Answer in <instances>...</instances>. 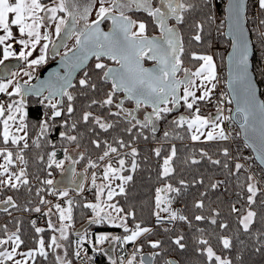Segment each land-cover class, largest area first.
Segmentation results:
<instances>
[{"label":"snow or ice","instance_id":"snow-or-ice-1","mask_svg":"<svg viewBox=\"0 0 264 264\" xmlns=\"http://www.w3.org/2000/svg\"><path fill=\"white\" fill-rule=\"evenodd\" d=\"M97 2L99 7L96 8ZM258 5L256 19L252 20L255 31L260 42L259 63L253 64L257 57L256 47L249 39V32L245 24L249 21L247 12L249 10L248 0H227L224 19L228 24L227 35L231 37L232 52L228 59L230 63V77L228 87L232 92V98L225 93L223 100L216 104L215 114L203 115L201 104L211 100L214 90L219 82L217 75V65L212 54L190 51L188 59L198 62L194 70L185 66V37L182 29L186 28L190 33V42L197 44L204 43L208 35V29L214 25L219 18L215 10L216 0H0V65L10 58L23 61V69L16 72H9L5 78L0 75V94L7 97V100H0V188H11L19 191L21 187H27L32 191L27 172V150L43 149L51 142L50 135L58 129L59 137L69 144H76L79 148L81 133L78 126L83 124L88 130L97 136L91 143L100 149L103 144L102 155L98 157L100 162H105L102 168L101 183H97V173L91 174V188L94 190V199L89 202H79L70 198V191H75L83 198L84 181L87 180V172L77 174L72 167L85 159V153L78 154V159L69 154L67 147L63 148L64 159L58 160L56 145L51 143V151L47 152V168L64 169L65 160H71L70 170L73 174V188L63 189L57 186L53 179L41 181L44 188L36 189V195L47 192L49 195L64 200V204L52 203V201L40 196L39 205L52 206L43 215L48 217L47 227L53 234L46 242L43 236L39 237L37 247L26 252H18L24 241L19 235V229L0 239V264H29L36 256L48 258L50 252L54 256L55 264H73V259H80L87 256L88 251L84 248L87 243L91 246L93 256L88 257L94 261L96 254L107 256L108 264H153V258L159 253H152L149 256L137 255L142 252V245L134 249L133 254L125 260L124 257H113L109 255L112 250L111 244L108 249L102 246L109 241H115L123 245L135 244L137 240L153 230L135 223L134 227H129L128 220L131 217L135 220V212L125 211V207L115 200L118 196L127 197V185L133 181V175H125L129 171L125 167L126 157H131L130 171L137 170L136 157L140 155L135 142L148 140L145 130H149L153 137L158 131L157 123L166 120L173 113L184 108L188 113H180L173 116L170 125L174 129H183L188 138L193 142L204 141H229L233 139L231 133L223 126L225 121H235L234 116H225V109L222 107L224 101L232 102L236 100V112L242 117L240 128L246 143V147L253 149L257 154V159L264 165V100L257 98V84L264 81L257 80V71L260 76H264V0H255ZM96 11V19L90 21L92 11ZM146 14L147 19L133 18L129 13ZM105 21H111V28L103 30L101 25ZM83 22V23H81ZM150 26L158 29L159 35H149ZM222 27V25H217ZM53 37L56 39L54 40ZM75 39L72 47H68L67 41ZM56 41H59L57 43ZM19 45V50L17 49ZM51 45L54 54L59 55V49L65 51L61 57L62 62L68 68L64 76L54 74V79L42 81L39 86L32 85L29 81L33 78L34 69L46 63L49 46ZM39 49V55L33 58V54ZM95 58L94 69L99 74L102 83L111 82L109 90L105 92L101 100L92 99L88 105H98L100 108L108 110L107 117L97 115L91 110H83L79 118L74 117L77 111L74 101L76 95L70 89L76 87L73 83V73L83 68L87 62ZM154 61L153 67H145V61ZM105 61L114 62L115 66H110ZM19 67V66H18ZM182 74V75H181ZM21 77H28V80L21 82ZM78 85L85 94L89 91L95 92L98 84L84 72L83 78L78 80ZM47 92V95L44 93ZM199 93V95H198ZM119 94H123L120 98ZM36 96L34 102L37 107L43 106V111L35 120L30 119L29 96ZM134 101V107L125 106V101ZM116 110L113 111L112 109ZM142 108H150L142 117L139 115ZM230 111V110H229ZM111 118V119H109ZM121 124L123 131L131 137L130 141L121 138H113L116 146L101 140L96 129L107 133L114 130ZM30 133L32 134L30 136ZM75 133V134H72ZM173 133L165 131L163 138L169 139ZM34 137V138H33ZM175 138L184 139V136L175 133ZM31 140V143L29 142ZM129 149L124 156H119L121 149ZM156 157L161 156V148L154 150ZM177 147L170 146L168 154L163 157L162 170L159 176L165 180L162 187L156 189L155 210L158 225H163L167 221H185L191 226L188 216L173 208L176 197L182 193V187H174L167 180L176 172L174 161L177 158ZM221 154L226 159H213L209 153L200 150V158L185 160V163L199 164L201 160L207 159L212 165L220 166L227 170L230 175L239 174L244 168V164L235 162L230 167V161L237 160L233 157L227 147H223ZM113 154H117L116 166L111 162ZM36 159L45 161V155L38 151ZM88 168L96 169L99 165L91 159L87 162ZM17 170H13V168ZM51 176L52 173L48 172ZM81 181L77 182V176ZM119 181V183H115ZM179 185L187 187V182L183 179L178 181ZM193 183L203 185L204 179L194 180ZM224 181L211 183L212 189L219 188ZM246 203L248 205L244 214L238 216V222L242 226L244 233L252 230L257 222L258 212L253 205H257V196H264V188L259 186L254 174H249L246 178ZM206 195V193H202ZM5 205L18 207L12 196H8ZM41 206L28 209L41 213ZM259 216L264 223V199L259 201ZM74 207H82L92 213L88 220L89 225H111L122 228L125 235H111L109 233L96 234L94 239L90 238L85 231L75 230V247L72 249L69 258V247L73 241L74 228ZM194 207L199 210L205 209V202L200 199L195 202ZM55 209V212H53ZM7 207L4 211H7ZM232 212L239 213L235 205H232ZM167 213V215H162ZM56 216V222L52 216ZM220 216L218 210L213 209L210 215H195V221H207L213 226L218 224L217 217ZM35 225V221L32 222ZM221 229H227V222H220ZM5 226V231H6ZM45 228L35 227L36 233H44ZM165 231L169 229L165 228ZM200 233L204 229H197ZM183 235L177 236L175 245L180 249L186 247L183 242ZM234 237L228 235L219 236V242L225 250L233 248ZM258 242L264 241V231L256 233ZM11 243L9 250L6 245ZM197 243L201 245L198 251L206 256L207 264H233V260L218 252L210 244L209 239L199 238ZM243 243V241H241ZM153 249L160 248V241H151ZM264 247V243L261 244ZM257 247V252L261 251ZM20 255L22 259H15ZM166 264H176L169 260Z\"/></svg>","mask_w":264,"mask_h":264},{"label":"trees","instance_id":"trees-1","mask_svg":"<svg viewBox=\"0 0 264 264\" xmlns=\"http://www.w3.org/2000/svg\"><path fill=\"white\" fill-rule=\"evenodd\" d=\"M248 5L250 8V0H248ZM224 22H222V27H217V25L214 24L210 29H208V35L204 43L197 44L194 41L189 43L187 42L185 64L190 65V68L194 70L198 62L190 61L188 59V54L190 51H196L212 54L216 61L217 68L226 66V53L231 41L226 36H224ZM248 25L251 29L250 35L252 36L253 43L257 51V57L253 60V64L255 65L259 63L260 42L258 40L255 31V25L252 23V20L248 21ZM190 35L191 33L189 32L187 37ZM50 59L51 58L48 56L46 63L41 64L37 70L40 71L41 68L46 67ZM89 75L92 76L93 80L98 84V88L95 92L89 91L85 94L84 90H82L77 83L78 80L81 79L80 74L73 82L76 87L70 89V91L76 95L74 105L77 111L74 113V117L78 119L83 110H91L97 115H102L108 118V110L106 108H100L98 105H92L91 109H88V105L92 99H103L105 92L109 90L111 83L100 82L99 74L95 69L94 72H89ZM257 80L264 81V76H260L259 71H257ZM259 87L261 88V94L264 98V82H260ZM44 94L47 95L46 92ZM119 95L121 97L122 94ZM26 99L29 101L30 119L35 120L44 110L43 106L37 107L35 105L34 102L38 99V97L34 95L29 96ZM130 103L131 101L126 100L125 106L130 107ZM203 104L204 103H202L201 106ZM112 110L115 111L116 109L113 108ZM182 111H185V109L183 108ZM209 113L210 111L205 112L206 115ZM185 114L187 115L188 113L185 112ZM175 115H178V112L173 113L172 116H169L166 120H161L157 123L158 131L156 132L155 137L152 136L149 130H145V135H148L149 139L143 140L141 138L135 142L134 146L138 148L140 153V155L135 158L138 165L137 170L135 173L130 171L132 158L126 157L127 163L125 167L129 169V171H126L123 174L133 175V181L127 185V197L118 196L115 198V200H118L120 204L125 207V211L132 210L135 212V220H133L131 217L128 220L129 227H134L135 223H141L144 227L152 228V221L155 217L153 215V211L155 210L156 189L162 187L165 183V180L159 176V173L162 170L163 157L168 154L170 146L175 144L178 150L177 158L174 161L176 172L167 180V182L172 183L174 187H182V193L180 196L175 198L173 206H176L179 200L183 201L184 206H182L178 211L188 216L189 221H191V226H189V224L185 221L177 220L173 226L167 225L164 227L152 228L153 231L151 233L145 234L143 237L137 240L135 244L129 243L127 245H123L113 241L115 243L112 245V250L109 252V255L113 257H124L125 260H127L130 257L129 255L131 251L142 245V252L137 255V260H139L140 255L145 252H149L150 254L159 253V255L153 258V264H166V262L171 259H175L177 264H207L206 256L202 255L198 251V249L202 246L197 243V240L203 237L209 239L210 244L214 247L218 254H222L231 258L233 260V264H264V247H261V244L264 243V241L258 242L256 239V233L259 231H264V223L261 222L259 216L260 209L258 206L259 201L264 199V196L258 195L257 205L252 206L258 212L257 222L253 225L252 230L248 233H244L242 226L238 222V216L244 214L248 207L246 203V198L248 195L246 191V178L249 174H251V172L246 167H244L240 170L239 174L230 175L227 170L220 166L212 165L207 161L206 158L201 160L199 164L185 163V160H190L193 157L196 159H201L199 155L201 149L207 151L213 159H220L223 162L226 158L222 156L220 150L223 147H227L233 157L239 158V152L241 150L239 141H236L233 144H230L226 141L216 142L204 141L202 139L201 140L203 142H193L188 138L183 129H174L170 125V121ZM123 127L124 125L121 124L114 130H109L107 133L97 128L96 133H98L101 140H107L108 143H112L113 146H116L113 138H121L126 142L131 140V137L123 131ZM61 130L62 129H58L49 137L50 142L56 145L57 157L63 160L64 147H67L69 149V154L75 158L79 153L83 152L85 153V159L79 161L76 172L83 171L84 173L87 172L88 174L90 171L94 170L97 174L102 173V162L98 160V157L102 155V149L105 146L102 144L101 148L97 149L91 143V141L96 139L97 136L91 133L87 126L80 124L78 126V130L81 133V138L79 140L80 147L78 148L76 144H69L67 141H62L60 139L59 131ZM165 131L173 133V135L167 140L163 138V133ZM175 133H179L180 135L184 136V139L181 140L175 138ZM31 135L32 134L30 133V136ZM29 142L31 143V140ZM51 143L43 149L37 150L33 148L27 150V159L29 161L27 165V172L28 179L31 182L29 185V187L32 189L31 192L27 190V187H21L19 191L11 188H0V219H4L0 227V234L2 237H4L9 233L16 232L17 229H19V235L24 241V244L20 246V248L23 250L36 248L38 246L37 241L39 237L43 236L47 242L51 235L55 234L50 229H48L47 223L41 226L42 228L46 229L44 233H36L35 227H38L39 225L29 224V217L20 213L26 208L31 209L36 206H41L39 205V200L40 196L44 197V192H41L40 196H37L36 189L47 187L42 185L41 181L44 179L55 180L59 173L62 172L60 169H56L55 167L52 169L47 168L46 153L52 150ZM157 147L161 148L160 157H156L154 155L153 150ZM71 148H77L79 150L78 153L72 155L70 153ZM38 151L41 155H45L44 162H40L36 159V153ZM128 151L129 149L127 148L121 149L119 156H124V154ZM114 155L115 156L112 157V162L113 165L116 166V159L118 156L117 154ZM89 159L96 161L99 166L96 169L88 168L87 162ZM70 161L71 160H68L67 163ZM235 162L237 161H230V167ZM67 163L64 164V167L67 165ZM15 170L17 169L15 168ZM259 170L263 171L264 173V169L262 167H260ZM48 172H51L52 175L49 176ZM201 178L204 179L203 185L193 183L194 180ZM33 179H36L38 184L33 183ZM181 179L187 182V187L179 185L178 181ZM218 180L224 181V183L219 188L212 189L210 187L211 183ZM259 186L261 187L260 183ZM89 191L94 194V190ZM202 193H206V195H202ZM8 196L13 197V200L16 202L18 207L14 208L3 203V201H5ZM72 198L79 202H89L93 201L94 199V197L93 199H89L90 197L88 195H83V198H85L83 200L80 195L74 196ZM200 199H203L205 202L204 210H199L194 207L195 202ZM232 205H235L238 209H240V212H232ZM5 207H7V211H4ZM213 209L220 212V216L217 217L218 224L216 226L211 225L207 221H195V215L203 214L207 216L211 214ZM91 215L92 213L88 209L74 207L73 216L75 223L73 235L71 236L73 243L69 247V258H72L71 252L75 247V230H78V228L81 226L80 224L88 221ZM222 221L229 224L227 229H221L218 227L219 223ZM5 226L7 229L6 231ZM165 228L169 229V231H165ZM197 229H204V232L200 233L197 231ZM85 231L91 236L90 238L93 239L98 231L114 232L115 234L113 235H125L122 228L113 227L111 225H89ZM179 235H183L185 237L183 242L185 243L186 247L184 249H180L174 243V240ZM222 235L234 237V246L231 250H225L222 248V245L219 242V236ZM151 241H160V248L153 249L150 246ZM241 241H243V243H241ZM108 243H110V241L106 242L102 247L105 248ZM257 247H261V251L257 252L255 250ZM84 248H86L88 251V257L94 255L90 245L85 243ZM87 256L82 255L80 259H73V264L85 263ZM90 262H92V264H108V259L107 256L96 254L95 260ZM31 264H33V262ZM34 264H55V259L50 252L47 259L36 256L34 259Z\"/></svg>","mask_w":264,"mask_h":264},{"label":"built area","instance_id":"built-area-1","mask_svg":"<svg viewBox=\"0 0 264 264\" xmlns=\"http://www.w3.org/2000/svg\"><path fill=\"white\" fill-rule=\"evenodd\" d=\"M225 2L226 0H216V5H215V10H217L218 12V16L219 18L216 21V24H222L223 22V14L225 13L224 6H225ZM258 14V5L256 4L255 0H250V8L247 12V15L249 16V20H253L256 19ZM224 32V31H223ZM226 68L222 67L220 69L217 70V75H218V84L216 89L214 90L213 96L211 97V100L207 103H204L201 106V113L205 114L206 111H211V113L215 114L216 112V104L218 101L223 100V96L225 93L228 94L229 98H231L229 90L226 85ZM0 98H2V100H7V97L2 95L0 96ZM222 107L225 109L224 111V115L225 116H229L231 115V111L233 109V103H228L227 101H224L222 104ZM230 110V111H229ZM226 130L228 132L231 133V136L233 137V139H230L229 141H226L230 144H233L236 141H239L240 145H241V150H240V157L238 159L237 162L244 164V167H246L251 174H254L257 181H259V183L261 184V188L263 187L264 184V173L263 171L259 170V168L261 167V165H259V162L256 160L254 153H252L251 148L246 147V143L243 140L240 128L238 127V125L233 121H225L224 125H223ZM91 174L92 171H90L87 174V180L84 181V188L85 191L83 192V195H88L90 198L89 199H93L94 194H92L89 191V181L91 178ZM33 183H37L36 179L32 180ZM38 184V183H37ZM78 194L74 191V192H70L69 196L70 198L77 196ZM44 198L47 200L52 201V203H61L64 204V200L59 199L56 196L53 195H49L47 192H44ZM52 205H43L41 206L42 211L41 213H36L34 211H22L20 212L21 214H25L26 216L29 217V224L33 225V221H35V225H39L38 227H41L43 225H45L47 223V217L43 215L44 212H47L48 208L51 207ZM184 206V203L182 200H179L177 205L174 206V208H177L178 210L181 209V207ZM162 215H167V213H163ZM4 219H0V227L3 223ZM152 228H159V227H164L167 225L173 226L175 222L173 221H167L165 222L162 226L158 225L156 217H154L153 221H152ZM0 239H2V236L0 234Z\"/></svg>","mask_w":264,"mask_h":264},{"label":"water","instance_id":"water-1","mask_svg":"<svg viewBox=\"0 0 264 264\" xmlns=\"http://www.w3.org/2000/svg\"><path fill=\"white\" fill-rule=\"evenodd\" d=\"M226 7H227V0H226V3H225V7L223 9V10H225V16L227 15ZM224 23H225V29H224V34L225 35L224 36H226L231 41V37L227 35V32H228L227 21L225 20ZM245 27L247 29H250L249 25H248V22L245 24ZM250 34H251V31L249 32V39L253 43V39H252V36ZM56 42L59 43V41H56ZM253 45H254V43H253ZM227 49H228V51L226 53V61H225L226 62V66H225L226 74L225 75H226V85H227L226 88H228L230 96L232 98V92H231V90L228 87L229 80L231 79V77H230L231 68H230V63H229V59H228L230 53L232 52L231 42H230V46ZM51 52L53 53L52 47H51ZM62 56H63V54L59 55L57 59H55L54 61L48 63L46 65V67L41 68L40 71H39L38 77L36 78L35 81L32 82V85L39 86L42 81H48L50 78L54 79V74H57V73L60 76L66 75V73L68 72V68L62 62V59H61ZM89 61L87 62V64L89 63ZM19 63H20V61L15 60V59H11V60L6 61L5 65H2L1 68H0V75H3L5 78H7L9 72H11V69H13L15 66L19 65ZM81 69H83V68H79L73 73V77H72L73 82L76 79V77H77V75H78V73H79V71ZM257 98L260 99V100L264 99L262 94H261V88L259 87V83L257 84ZM232 103H233V109L231 111V116L235 117V121L234 122L240 128V123L242 122V117L240 116V114H238L236 112L237 104H236V100L234 98L232 99ZM133 107H134V105H133ZM133 107H131V108H133ZM147 112H148V110H147ZM240 131H241V134H242V129L241 128H240ZM242 137H243V135H242ZM243 140H244V138H243ZM251 150H252L251 152L254 153L256 160L259 162V160L257 159L256 152L253 149H251ZM73 158H75V157H73ZM76 158H78V156H76ZM259 165H261L260 162H259ZM70 166H72L71 165V161L69 163H67V165L64 167V169H66V171H62L61 173H59V175L54 180V181H56L57 186L59 188H61V189L65 188V187H69V188H73L74 187V185L72 184L73 174H72V172L70 170ZM72 167L75 168V171L77 170V164L72 166ZM261 167L264 169V165H261ZM76 173L77 174H83L84 172L83 171H79V172H76ZM76 179H77V182L81 181V177L79 175L77 176ZM80 225L81 226L78 228V230H80L81 233H83L85 231V229L89 226L88 221H86V222H84L83 224H80ZM142 255L149 256L151 254L149 252H145ZM171 260L175 261L176 264H177V261L175 259H171ZM7 264H13V263L8 261Z\"/></svg>","mask_w":264,"mask_h":264},{"label":"flooded vegetation","instance_id":"flooded-vegetation-1","mask_svg":"<svg viewBox=\"0 0 264 264\" xmlns=\"http://www.w3.org/2000/svg\"><path fill=\"white\" fill-rule=\"evenodd\" d=\"M98 7H99V3L97 2V4H96V8H98ZM129 15H133V18H134V19H136V18L147 19L146 14L139 13V12H137V13H135V14H133V13H129ZM89 19H90V21L96 19V11H95V9L92 11V14H91V16H90ZM81 23H83V22H81ZM101 27L103 28V30L108 31V30L111 28V21H105V22L101 25ZM184 29H185V30H184ZM184 29H182V31H183V33H184V37H185V46H186V48H187V42H188V43L190 42V36H191V35H190L189 37H187L189 31H188L186 28H184ZM149 35H159V31H158V29H153V28H151V26H150ZM55 39H56V38H55ZM55 39H54V40H55ZM71 40H72V39L68 40V41H67V44L70 43ZM73 40H74V41H72L73 44H72L70 47H72V46L74 45V43H75V39H74V38H73ZM69 41H70V42H69ZM63 49H64V48H61V49L59 50V52H60L59 55H61V54L64 53L65 50L62 51ZM186 54H187V53L185 52V56H186ZM59 55L54 54V53L51 52V45H50V46H49V55H48V56H49V58H51V59L49 60V63L52 62V61H54L55 59H57ZM185 61H186V58H185ZM105 62H106V63H109L110 66H115L114 62H111V61H105ZM94 64H95V58L93 57L92 59H90L89 63H88L85 67H83V69H81V70L79 71L78 75L80 74V77L83 78V75H84V72H85V71H88V72H94ZM154 64H155L154 61H148V60H146L144 66H145V67H153ZM185 66L190 68V65L185 64ZM78 75H77V76H78ZM181 75H182V74H181ZM109 83H111V82L109 81ZM120 98H123V94L121 95ZM133 105H134V101H131V103L129 104V106H130L129 108L133 107ZM147 110L150 111L151 109H150V108H142L141 111H140V113H139V115L142 117V116L147 112ZM182 110H183V107L180 108V109L178 110V114H180V113L185 114L186 111H182ZM110 244H111V246H112V245H113V241H110V243H108V244L105 246V248L108 249ZM110 252H111V251H110Z\"/></svg>","mask_w":264,"mask_h":264},{"label":"rangeland","instance_id":"rangeland-1","mask_svg":"<svg viewBox=\"0 0 264 264\" xmlns=\"http://www.w3.org/2000/svg\"><path fill=\"white\" fill-rule=\"evenodd\" d=\"M224 17H225V13L223 14V22L225 21V19H224ZM216 24V23H215ZM223 24V23H222ZM222 24H216V25H222ZM185 30V29H184ZM53 39H55V37H53ZM72 41H74L73 39L71 40V42L70 43H68V47H70L72 44H73V42ZM17 49L19 50V45H17ZM65 49H63L62 51H64ZM49 53V52H48ZM201 53V52H200ZM203 53V52H202ZM207 54H209V53H207ZM39 55V49H37V52H35L34 54H33V58L35 57V56H38ZM11 59H15V60H17L16 58H10L9 60H11ZM23 65H24V62L23 61H20V63H19V65H17V66H15L13 69H11V72H16V71H18V70H22L23 69ZM1 66L2 65H0V68H1ZM19 66V67H18ZM40 66H38V67H36L33 71H34V75H33V78L29 81V83L30 84H32V82L33 81H35L36 80V78L38 77V74H39V70H37L38 68H39ZM220 68H222V67H219V68H217V70L218 69H220ZM21 79V82H23V80H28L29 78L28 77H21L20 78ZM198 95H199V93H198ZM0 96H1V94H0ZM0 100H2V98H0ZM210 114H213V113H211V111H210V113L208 114V115H210ZM206 115V114H205ZM214 115V114H213ZM78 149L77 148H71L70 149V153L72 154V155H75V154H77L78 153ZM58 160H62V159H60V158H58V157H56ZM63 159H64V157H63ZM67 161L68 160H65V162H64V164L65 163H67ZM107 162V160L105 161V162H102V164L101 165H105V163ZM111 162H112V157H111ZM0 163H3V160L2 159H0ZM112 164H113V162H112ZM104 167V166H103ZM13 170H15V168H13ZM102 172V171H101ZM98 176V178H100L101 177V174L99 173V174H97ZM98 178H97V183L99 184V183H101L100 182V180H98ZM115 183H119V181H116ZM89 187L91 186V179H90V181H89V185H88ZM173 206V205H172ZM173 208H174V206H173ZM174 209H176V210H178L177 208H174ZM166 214V213H165ZM99 233H107V231H98L96 234H99ZM12 233H10L9 235H11ZM82 234H84V233H82ZM95 234V235H96ZM113 234H115V233H113ZM112 234V235H113ZM9 235H7V236H9ZM7 236H4L2 239H6L7 238ZM89 237H91L90 235H88ZM115 242H113V244H114ZM11 243L9 244V245H6L5 247H7L9 250L11 249ZM0 250H2V249H0ZM28 250H30V249H27V250H23V249H21V248H19L18 249V252H20V253H22V252H26V251H28ZM133 252H134V250L133 251H131V253H130V255L129 256H131L132 254H133ZM130 258V257H129ZM15 259H22V257L20 256V255H17L16 257H15ZM35 259V258H34ZM11 263H13L12 261H10ZM33 262V260H30L29 261V264H31ZM83 264H92V262H90V260L88 259V256H87V259H86V261H85V263H83Z\"/></svg>","mask_w":264,"mask_h":264},{"label":"crops","instance_id":"crops-1","mask_svg":"<svg viewBox=\"0 0 264 264\" xmlns=\"http://www.w3.org/2000/svg\"><path fill=\"white\" fill-rule=\"evenodd\" d=\"M202 140H204V138L202 137L201 138ZM115 155L113 154V156L112 157H114ZM107 163V162H106ZM103 166H104V164L102 165V168H103ZM101 174V176H102V173H100ZM91 179V178H90ZM98 180H100V182H101V179L100 178H98ZM89 188H91V186L89 187ZM53 212H55V209H53ZM52 220H53V222L55 223L56 222V216L55 215H53L52 216ZM47 221H48V217H47ZM13 233V232H12ZM107 233H109V234H113L114 232H107ZM10 234V233H9ZM8 234V235H9ZM55 234H57L58 235V233H55ZM95 237V236H94ZM3 238V237H2Z\"/></svg>","mask_w":264,"mask_h":264}]
</instances>
